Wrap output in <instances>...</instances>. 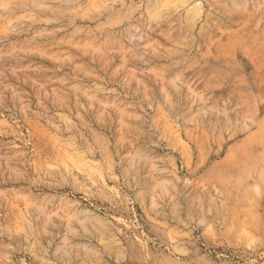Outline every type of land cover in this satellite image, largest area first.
Returning a JSON list of instances; mask_svg holds the SVG:
<instances>
[{"label": "rangeland", "instance_id": "1", "mask_svg": "<svg viewBox=\"0 0 264 264\" xmlns=\"http://www.w3.org/2000/svg\"><path fill=\"white\" fill-rule=\"evenodd\" d=\"M0 264H264V0H0Z\"/></svg>", "mask_w": 264, "mask_h": 264}]
</instances>
